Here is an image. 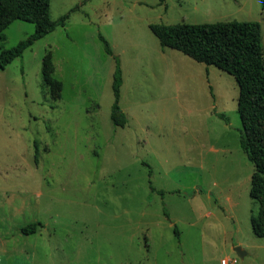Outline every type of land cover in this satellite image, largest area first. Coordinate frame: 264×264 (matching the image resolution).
I'll list each match as a JSON object with an SVG mask.
<instances>
[{
	"label": "rangeland",
	"instance_id": "rangeland-1",
	"mask_svg": "<svg viewBox=\"0 0 264 264\" xmlns=\"http://www.w3.org/2000/svg\"><path fill=\"white\" fill-rule=\"evenodd\" d=\"M68 13L0 70V264H264L238 83L150 30L258 22L264 47V0H51L53 21ZM34 32L15 21L0 47ZM100 36L123 71L124 128L111 119L116 60ZM49 51L58 98L42 79Z\"/></svg>",
	"mask_w": 264,
	"mask_h": 264
},
{
	"label": "trees",
	"instance_id": "trees-1",
	"mask_svg": "<svg viewBox=\"0 0 264 264\" xmlns=\"http://www.w3.org/2000/svg\"><path fill=\"white\" fill-rule=\"evenodd\" d=\"M77 8L72 9L74 12ZM51 0H0V41L6 40L5 31L15 22L35 25V32L16 47H0V70H5L14 60L22 58L25 51L38 40L53 33L58 25L65 26L70 13L53 21L50 15ZM150 30L163 49H174L198 63L214 66L233 76L239 86L238 113L243 126L240 140L242 150L255 166L251 178L250 196L260 203L258 218L252 219L253 231L264 237L261 220L264 219V47L261 25L258 22H216L204 24L181 23L176 25L151 24ZM106 53L114 56L107 40ZM115 57V56H114ZM113 80L114 104L111 119L116 127H126L128 117L120 106L123 71L119 58ZM42 79L51 94L58 98L64 84L56 77L53 53L48 52L42 62ZM36 144V160L38 159ZM43 224L32 223L22 228L25 235L35 234Z\"/></svg>",
	"mask_w": 264,
	"mask_h": 264
},
{
	"label": "water",
	"instance_id": "water-1",
	"mask_svg": "<svg viewBox=\"0 0 264 264\" xmlns=\"http://www.w3.org/2000/svg\"><path fill=\"white\" fill-rule=\"evenodd\" d=\"M236 252L238 256H240V258L242 259L246 256V252L241 247L236 248Z\"/></svg>",
	"mask_w": 264,
	"mask_h": 264
},
{
	"label": "built area",
	"instance_id": "built-area-1",
	"mask_svg": "<svg viewBox=\"0 0 264 264\" xmlns=\"http://www.w3.org/2000/svg\"><path fill=\"white\" fill-rule=\"evenodd\" d=\"M237 264V260H222L221 264Z\"/></svg>",
	"mask_w": 264,
	"mask_h": 264
}]
</instances>
